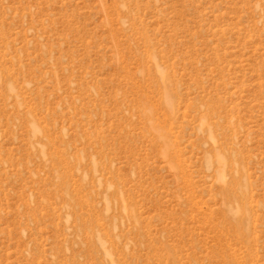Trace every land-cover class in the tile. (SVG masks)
I'll list each match as a JSON object with an SVG mask.
<instances>
[{
    "label": "rangeland",
    "instance_id": "374dc122",
    "mask_svg": "<svg viewBox=\"0 0 264 264\" xmlns=\"http://www.w3.org/2000/svg\"><path fill=\"white\" fill-rule=\"evenodd\" d=\"M0 264H264V0H0Z\"/></svg>",
    "mask_w": 264,
    "mask_h": 264
}]
</instances>
